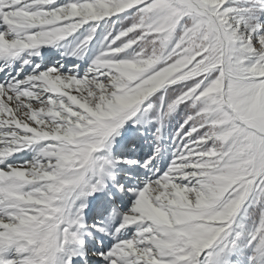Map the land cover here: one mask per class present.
<instances>
[{"label":"snow or ice","instance_id":"6c2138e0","mask_svg":"<svg viewBox=\"0 0 264 264\" xmlns=\"http://www.w3.org/2000/svg\"><path fill=\"white\" fill-rule=\"evenodd\" d=\"M0 264H264V0H0Z\"/></svg>","mask_w":264,"mask_h":264}]
</instances>
